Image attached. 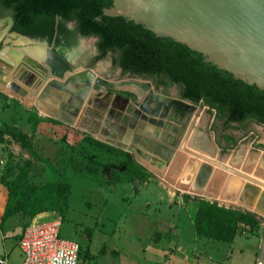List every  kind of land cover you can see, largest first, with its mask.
<instances>
[{
  "label": "rangeland",
  "instance_id": "rangeland-1",
  "mask_svg": "<svg viewBox=\"0 0 264 264\" xmlns=\"http://www.w3.org/2000/svg\"><path fill=\"white\" fill-rule=\"evenodd\" d=\"M5 27L6 25H3L2 30ZM67 27L72 29L74 25L69 23ZM77 39L72 48L63 44L54 46L46 39L36 40L46 42L47 46L60 52L63 59L72 65L65 75L91 69L96 77L110 83L139 84L137 87L125 85L105 90H100L94 85L93 91H102L123 100H135L138 104H149V110L147 105L133 107L144 114L145 118L151 117L155 122L170 127L169 131L160 128L161 134L158 137L152 135L157 125L151 126L152 128H148L143 134L152 138L151 140L159 141L158 143L164 145L167 150H172L174 154L167 162L160 161L157 168H151L148 163L129 153L140 168L157 172L154 173V180L150 181L147 187L139 185L141 190L137 192L134 182L136 177L125 168L102 169L89 162L79 152L80 137L71 140L67 135L66 139H62L63 132L60 133L59 130L67 127L78 134H86L94 140L104 142L75 124L67 125L57 120L49 111H39L44 96L41 90L52 76L42 78V82L34 84L35 87H25L34 92L30 105L28 99L15 98L0 84V121L25 134L31 152L39 158L35 160L14 139L0 135V257L9 256L12 264H18L20 260L17 243L25 225L30 221L20 215L4 219L3 211L11 183L16 182L22 175L26 184L37 190L55 183L58 177L65 179L70 190L68 209L63 212V216L54 212L52 218L47 219H58L60 237L79 244V264H255L264 257V243L259 239V228L251 229L240 224L236 234L238 236L232 242L196 236L194 217L199 197L185 190L179 183L174 186L173 183L180 180L181 174L170 169L173 161L178 159L179 167L187 169L188 162L192 161L191 164L194 165L202 162L204 157L208 160L213 157L212 152L215 155L222 150L224 157L229 154V150H235L237 142L243 136L252 132L253 136H256L254 140L258 141L257 144L249 145L248 148L245 142H239L237 149L238 152L242 151L241 154H245L244 159L239 160L242 161L239 162V170L247 173L250 170L252 173V169L246 164V155L264 148V126L253 120L224 126L221 115H217L214 110L210 111L203 103L194 105L180 99L179 86L158 87L155 78L122 74L111 65L112 57L109 55L98 61L93 60L96 55V37L77 36ZM2 46L0 44V49ZM20 47L11 46L12 50H19L25 60L42 64L35 57L24 53ZM10 52L12 51L9 50L6 57L10 56L11 60L14 59L12 57H19L15 54L8 55ZM18 60H22V57ZM13 62L16 64L15 60ZM33 71L34 74L40 73L38 69ZM13 76L14 74L11 75L12 79ZM1 79L6 82L10 79V74ZM9 83L3 85L7 88ZM146 84L149 88L145 89L143 86ZM37 85L39 92L36 91ZM95 92L90 93L89 97L95 96ZM148 94L151 96H147ZM154 106L158 109L152 113ZM106 107L112 108V103ZM104 110L107 111V108ZM125 114L126 112H123V115ZM164 134L168 136L164 137ZM197 135L209 136L206 148L194 144ZM163 156L158 157L165 160L169 157ZM247 173L240 174L247 176ZM171 183L173 187L169 186ZM187 194L189 198L185 199ZM152 247L159 250L153 252ZM161 249H165L167 257H164Z\"/></svg>",
  "mask_w": 264,
  "mask_h": 264
},
{
  "label": "trees",
  "instance_id": "trees-1",
  "mask_svg": "<svg viewBox=\"0 0 264 264\" xmlns=\"http://www.w3.org/2000/svg\"><path fill=\"white\" fill-rule=\"evenodd\" d=\"M111 5L112 0H0V18L12 19L11 31L33 39H46L54 46L63 44L72 48L77 36L96 37L94 61L109 55L112 57L111 65L119 68L122 74L155 78L158 87L177 85L180 87V99L194 105L203 103L210 111L221 115L224 126L247 120L264 126V91L204 62L200 53L169 38L156 37L142 25L122 17L103 15V10ZM69 23H73L72 29L67 27ZM59 131L63 132L62 139L67 135L71 140L80 137L79 152L102 169L123 167L140 180L147 177L146 171L134 162L129 153L67 127ZM0 135L14 139L35 160H39L31 152L26 135L16 127L0 121ZM69 193L63 177L37 190L27 185L22 175L10 185L3 218L20 215L30 221L44 212L63 216L68 209ZM184 197L189 198L188 195ZM240 224L251 229L259 228V222L252 214L197 201L194 217L196 236L231 242Z\"/></svg>",
  "mask_w": 264,
  "mask_h": 264
},
{
  "label": "water",
  "instance_id": "water-1",
  "mask_svg": "<svg viewBox=\"0 0 264 264\" xmlns=\"http://www.w3.org/2000/svg\"><path fill=\"white\" fill-rule=\"evenodd\" d=\"M103 15L122 17L137 25H142L153 32L156 37L169 38L198 52L202 55L204 62L231 74L236 80L254 85L264 91V0H112L111 7L104 9ZM3 20L6 21L7 26L0 31V36L2 38L7 34V38L2 39L3 46L0 49V56L7 51L8 46H18L14 43L19 39L30 46L35 43L41 44L46 50V56L54 54L65 64L66 70L70 69L60 52L48 47L44 41L41 42L11 31L13 21L10 17ZM3 20H0V27ZM2 70L0 69V74L4 73ZM82 71L90 82L95 78V73L91 69ZM19 78H25L26 86L34 87V79L26 78L24 73ZM95 80L97 86L103 84L104 81L98 77ZM56 84L58 87L61 86L60 82ZM15 85L9 86V89L14 93L24 95L25 91ZM49 94L45 90L43 97H48ZM80 95H84V92ZM125 101L132 103L126 114L109 113L106 122L101 127L102 133L107 129L109 131L105 135L117 133V138H122L124 143L110 139L101 140L99 138V140L134 154L135 158H140L141 150L137 147L140 139L148 144L158 142L139 132V127L142 126L145 129L148 119L133 107L137 101ZM64 107V105L59 106V112L60 110L70 112L69 108ZM57 120L69 125L64 120ZM152 123L157 125L154 132L158 136L160 132H157V129L163 125L154 120ZM167 128L169 127H166L165 131H169ZM129 142L132 143V147L125 145ZM163 150L169 151L167 148ZM173 154L174 152L170 150L166 161L170 160Z\"/></svg>",
  "mask_w": 264,
  "mask_h": 264
},
{
  "label": "crops",
  "instance_id": "crops-1",
  "mask_svg": "<svg viewBox=\"0 0 264 264\" xmlns=\"http://www.w3.org/2000/svg\"><path fill=\"white\" fill-rule=\"evenodd\" d=\"M30 49H32V48H30ZM9 50H12V48L10 47ZM28 51L30 52V54L32 52L33 53L37 52L36 50H34V51L28 50ZM37 53L39 54V52H37ZM30 54H28V55L31 56ZM5 57H6V55H5ZM7 59L11 60L10 56L7 57ZM13 60L14 59H12V61ZM1 68H3V67H1ZM3 69H5V68H3ZM7 71L10 74V79H8V80L5 79L6 82H10L11 84L15 83L18 87H21V89H23V90L26 89L25 88L26 85L18 80V75L21 71H25L28 74L33 75L35 78V83H34L35 85L42 82L41 81V79H42L41 75H39L38 73H35V74L31 73L25 67L17 69V67L14 66V68L12 70L7 69ZM12 74H14L13 79L11 77ZM50 78L53 79L52 77H50ZM0 79H1V77H0ZM5 85H6V83H5ZM35 85H34V87H35ZM38 87H39V85H37V87H36L37 92H39V89H40ZM4 88L7 91V88L6 87H4ZM26 92H27V95L25 98H23V100H27V98H30L31 100H28V101H30V103H29V105H30L32 103V100L34 99V97H33L34 92L31 89L30 90L26 89L25 93ZM8 93L12 94L9 91H8ZM12 95L15 96V98L21 99V97H22V96H19L18 94H12ZM60 104H61L60 102L57 103L55 100H54V102L44 100L40 103L39 111L40 110H45V112L49 111L50 113H52L51 115L56 116L57 119H61L62 114L67 115V117H70V116L72 117V115L65 114L61 110L59 112V105ZM109 106H111V105H109ZM119 106L120 105H114V108H112V110L114 113L119 112V113L123 114L124 111H121L119 109ZM83 107L78 109L77 116L80 115ZM105 108L110 109V107L109 108L105 107ZM104 112L107 113L106 110H104ZM103 117L105 119V116H103ZM72 118L74 119L76 117H72ZM61 120H64V119H61ZM64 121L66 122V120H64ZM74 121H75V125L77 126L78 124L76 123V120H74ZM111 121L114 122L113 120H111ZM139 132L141 133L142 131H139ZM143 133H146V132H143ZM196 138H197V140L196 139L194 140V144L197 146H200V147L202 146V147L206 148L205 146L207 145V142H209V140H208L209 136L197 135ZM255 138H256V136L254 137L253 133L250 132V133L246 134L245 136H243V138H241L239 142L240 143L245 142L246 146L248 147L249 145L251 146V145L257 144L258 141H255L254 140ZM111 140H115V139L112 138ZM118 141L123 143L122 140H118ZM239 142H237V144L235 146V150H233V151L229 150V152H228L229 154H225L224 157L222 156V150L217 152L215 155H213V152H212L213 157L208 158V160L204 157L202 162L200 161L197 164L194 163V165H192L193 164L192 161L188 162L186 165L187 169H184V167H181V166L179 167V161H178L179 159L176 161H173V164L171 165L170 169L174 170V173L181 174L180 180L174 182L173 184L175 186L177 183H179L180 185H182V187L185 190H187L191 194L193 193L196 196H198L199 200H203V201H206L209 203H215L219 207H224L226 209H231V210L240 211V212H247L249 214L254 215L256 220L259 222V231H261V233H262V231L264 229V148H260V150H254L251 153V155H246V164H247V166H249L252 169V173L250 172V170H248V173H247V172H243V171L239 170V162H242L239 160H243L244 159L243 157H245L244 153L241 154L242 151L238 152V150H237L238 145H240ZM131 144L132 143L129 142L128 144H126V146H131ZM157 144L159 146H161V148H164V145H162L160 143H157ZM137 147L140 150H142V148L139 146V144ZM211 151H213V150H211ZM152 152H154V151H152ZM145 155H147V156L144 158H141V161L148 163L149 166H151V168L152 167L157 168L158 167L157 164L160 163V161L163 163L166 162L161 157L160 158L158 156L155 157L154 155H156V153H154L153 155L145 153ZM228 158H230V159L228 160ZM189 168H192V169L190 170ZM259 168H261V169H259ZM145 171L147 173V177L144 180H140L138 177L135 176L136 178H135L134 182H136V185L138 187V189L136 187L137 192L139 190H141L139 185H142L143 187H147V185L150 183V181L154 180V178H155L154 173H157V172H154L153 170L148 169V168ZM240 173H247L246 174L247 176H244L243 174H240ZM161 179H163V178H161ZM244 181H247V183H245ZM169 186L173 187L172 183ZM134 192H135V190H134ZM46 213L47 212L41 213V215L46 216V217H51V214H46ZM237 236H235V238L232 241H234L237 238ZM152 238H154V237H152ZM259 239H261V235H260ZM150 247H151V245H150ZM151 250H153V252H156L155 250H159V249H155L154 247H152ZM161 250H162V253H164V257H167L165 249H161ZM19 256H20V260H19L18 264H21L22 259H21L20 253H19ZM7 257H9V256H7ZM261 260L263 261V264H264V257H262ZM8 262H9V264H12L9 261V258H8ZM256 263H257V261H256Z\"/></svg>",
  "mask_w": 264,
  "mask_h": 264
},
{
  "label": "bare ground",
  "instance_id": "bare-ground-1",
  "mask_svg": "<svg viewBox=\"0 0 264 264\" xmlns=\"http://www.w3.org/2000/svg\"><path fill=\"white\" fill-rule=\"evenodd\" d=\"M15 45H18V46L20 45L21 46L20 49L23 50V52L26 54H30V52L28 50H33V51L36 50L37 52H39V54L38 53L36 54V52L35 53L32 52L30 55L31 56L33 55L32 57H35L38 61L42 62L43 65L38 63V62L32 63V62L25 60V58H23L24 55L22 56L21 53H19L20 52L19 50H18L19 52L15 51V50H11L12 52H10L8 55L15 54L16 56L22 57V60H18L19 57L18 58L12 57L16 61V64H15L12 60L7 59V57H5V55H7V53L9 52V48L11 47V46L10 47L8 46L7 51L2 56H0V65H1L0 69H2L1 67L5 68L2 70L4 73L0 74V77L5 78L7 75H9L7 69L12 70L14 68V66H16L17 69H19L21 65L32 73H34V71H33L34 69H38L40 72L38 74L41 75L42 78H44V77L46 78L49 75L52 76L53 79L50 78L48 81V84L42 90V92H44L46 90L50 94L48 97L45 96V97H43V100L42 99L41 100L42 101L47 100L50 102H52V101L54 102V100H55V101H57V103L63 102L59 106L64 105L65 106L64 108L65 109L69 108L68 110L70 112H67V110H63L62 112H64L65 114L72 115V116L76 117L73 119V118L67 117V115L62 114L61 119L66 120V122L69 125H74L75 124L74 120H76V123L78 124L77 127L88 132V134H91L92 136L97 137V139L100 138L101 140H105V139L111 140L113 137L115 140H122V138L121 139L117 138V136H118L117 133H115V134L110 133L109 135H105V133L107 134L109 130L108 129L104 130V132L102 133L101 127L106 122L107 116L109 115V113L113 112L112 108H114V105H120L119 109L121 111H124V113H125L129 109V107L132 105V103H129L125 100H121L120 98H116L114 96H110L104 92H102V93L101 92H98V93L95 92L96 93V94H94L95 96L91 97V95H90V97H89V94L90 93L92 94V92H93V86L95 85L96 76L90 82L88 80L87 75H85L83 73V71H77V72L69 73V74L65 75V73H67V71H66L67 68L65 67V64L60 59H58L54 54L46 56V53H45L46 50H45L44 46H42L39 43H35V44H33V46H30V45L24 44L23 41L18 39L15 42ZM29 48H32V49H29ZM44 57L47 59L45 60ZM64 71H66V72H64ZM22 73L25 74L26 78H28V79L32 78L35 80L33 75L28 74L25 71H21L18 75V80L21 81L22 83H24L25 85H26V83L24 81L25 78H23V79L19 78ZM58 82L61 83V86H59V87L56 84ZM5 83L6 82L3 79H0V84L3 85ZM13 84L15 85V83H13ZM13 84L10 83L7 86V92L9 91L12 94H18L19 96H22L21 99L25 98L27 95V92L24 95H21V93H14V91H11L9 89V86H11ZM125 85H133V86L137 87L139 84L134 83V82H127V84L124 82L114 84V83H110V82H107L104 80L103 84L99 85V87H103L105 89H110V88H115V86L121 87V86H125ZM146 85H147V87H146ZM146 85L143 87L149 88V85L148 84H146ZM3 86L5 87V85H3ZM128 88L131 89L130 87H128ZM81 92H84V95H80ZM102 94H104V95H102ZM148 95H149V97L151 96V94H148ZM100 97H102V98L105 97V99H102V98L100 99ZM87 98H89L88 101H87ZM27 99L31 100L30 98H27ZM86 101H87V103H86ZM143 101H145V100H143ZM152 102H153V100H152ZM111 103H113L112 108L107 109V113L105 114L104 109H105L106 105L111 104ZM137 105H139V107H144L148 104H146V102H142L140 104L136 103L134 106H137ZM81 107H83L82 111H81L80 115L77 116L78 109H80ZM155 108H156L155 110L157 111L158 108L156 106H155ZM144 110H146V109H144ZM155 110H154V112H155ZM74 113H75V115H74ZM103 113H104V115H103ZM102 115L105 116V119ZM147 119H148V122L145 125V127H147V125H149V124H152L151 126L156 125V124L152 123V121L154 119H152L151 117H149ZM149 120H150V122H149ZM156 123H160V122H156ZM96 126H97V129H96ZM166 127H170V126L169 125L168 126L163 125L161 128L165 129ZM167 129H169V128H167ZM139 131H142L141 133L146 132L142 126L139 127ZM154 131H156V129ZM154 131H153L152 135L157 136ZM157 132H160L159 129H157ZM110 136H112V137H110ZM172 139H173V137H172ZM122 142L124 143V140H122ZM137 144H139V146L142 148V150L144 152V153L141 152V155H139L140 158L146 157L147 155H145V153H148L151 155L156 153L157 155H154L155 157H157L159 155H164V156L169 155L168 154L169 151L166 152V150H163L166 148L164 147L162 149L161 146H159L158 144H148L146 142H143V140H141V139L137 142ZM152 151H154V152H152Z\"/></svg>",
  "mask_w": 264,
  "mask_h": 264
},
{
  "label": "built area",
  "instance_id": "built-area-1",
  "mask_svg": "<svg viewBox=\"0 0 264 264\" xmlns=\"http://www.w3.org/2000/svg\"><path fill=\"white\" fill-rule=\"evenodd\" d=\"M41 214L34 216L24 227L18 240L21 264H79L81 247L70 239L59 235L58 219ZM264 243V229L261 233ZM0 264H9L8 257H0ZM256 264H263L260 259Z\"/></svg>",
  "mask_w": 264,
  "mask_h": 264
},
{
  "label": "flooded vegetation",
  "instance_id": "flooded-vegetation-1",
  "mask_svg": "<svg viewBox=\"0 0 264 264\" xmlns=\"http://www.w3.org/2000/svg\"><path fill=\"white\" fill-rule=\"evenodd\" d=\"M6 17H4V18H0V20H3V19H5ZM3 25H6L7 26V23H6V21L5 20H3V23L1 24V27H0V31H2V27H3ZM5 38H7V34L5 35V36H2V38L0 39V44H2V42H3V40L2 39H5ZM49 47V46H48ZM96 48V47H95ZM96 54H97V50H96ZM70 66V68H72V65H69ZM115 68V67H114ZM118 69V71L119 72H121L120 71V69L119 68H117ZM66 71H68V70H66ZM66 71H64V72H66ZM72 71V70H71ZM94 87V86H93ZM97 87H99V86H97ZM100 88V90L102 89V90H105V88H103V87H99ZM114 89V88H113ZM145 89H146V87H145ZM93 92H95V91H93ZM99 92V91H98ZM97 92V93H98ZM101 93H102V91H101ZM102 95H104V94H102ZM109 95V94H108ZM141 95H143L142 93H141ZM147 96H149V95H147ZM145 97V96H144ZM102 98V97H101ZM116 98H118V97H116ZM121 99V98H120ZM121 100H123V99H121ZM126 104V103H125ZM127 105V104H126ZM147 107H148V110H149V104L147 105ZM156 108H155V106L152 108V113L154 112V110H155ZM147 110V109H146ZM151 125L152 124H149V125H147V127H145V131L148 129V128H150L151 127ZM152 128V127H151ZM152 131H153V129H152ZM168 136V134H164V137L165 136ZM166 148V147H165ZM167 162V161H166Z\"/></svg>",
  "mask_w": 264,
  "mask_h": 264
}]
</instances>
